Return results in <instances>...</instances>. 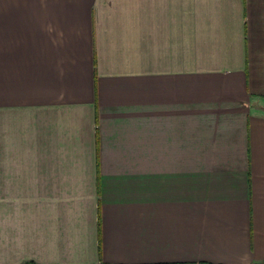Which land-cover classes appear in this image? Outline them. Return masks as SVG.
I'll use <instances>...</instances> for the list:
<instances>
[{
  "label": "crops",
  "instance_id": "obj_1",
  "mask_svg": "<svg viewBox=\"0 0 264 264\" xmlns=\"http://www.w3.org/2000/svg\"><path fill=\"white\" fill-rule=\"evenodd\" d=\"M264 260V0H0V264Z\"/></svg>",
  "mask_w": 264,
  "mask_h": 264
},
{
  "label": "trees",
  "instance_id": "obj_2",
  "mask_svg": "<svg viewBox=\"0 0 264 264\" xmlns=\"http://www.w3.org/2000/svg\"><path fill=\"white\" fill-rule=\"evenodd\" d=\"M26 264H37V263L33 262V261H29V262H26ZM254 264H264V260L260 261V262H257V263H254Z\"/></svg>",
  "mask_w": 264,
  "mask_h": 264
}]
</instances>
